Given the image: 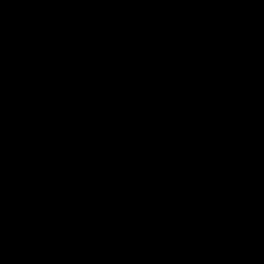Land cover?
Returning <instances> with one entry per match:
<instances>
[{
    "label": "water",
    "instance_id": "95a60500",
    "mask_svg": "<svg viewBox=\"0 0 264 264\" xmlns=\"http://www.w3.org/2000/svg\"><path fill=\"white\" fill-rule=\"evenodd\" d=\"M0 264H264V0H0Z\"/></svg>",
    "mask_w": 264,
    "mask_h": 264
}]
</instances>
